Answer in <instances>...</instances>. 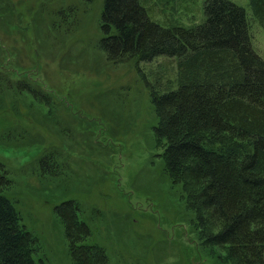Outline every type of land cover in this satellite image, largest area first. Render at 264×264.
Instances as JSON below:
<instances>
[{
  "label": "rangeland",
  "instance_id": "obj_1",
  "mask_svg": "<svg viewBox=\"0 0 264 264\" xmlns=\"http://www.w3.org/2000/svg\"><path fill=\"white\" fill-rule=\"evenodd\" d=\"M104 1L0 0L4 192L35 238L37 264H76L56 211L67 200L109 264H217L193 247V209L156 155L150 84L173 88L177 60L100 49ZM204 1L145 0L160 24L186 27L203 19ZM234 1L250 14L249 0ZM251 31L264 58V28Z\"/></svg>",
  "mask_w": 264,
  "mask_h": 264
},
{
  "label": "trees",
  "instance_id": "obj_2",
  "mask_svg": "<svg viewBox=\"0 0 264 264\" xmlns=\"http://www.w3.org/2000/svg\"><path fill=\"white\" fill-rule=\"evenodd\" d=\"M203 9L192 27L166 26L145 0H105L98 45L139 62L176 58V85L150 84V93L156 155L193 209V247L217 264H264V58L251 31L253 22L264 28V0H249L250 14L234 0H205ZM10 182L0 161V264H37L35 238L4 192ZM77 210L73 200L56 206L73 260L109 264L102 246L86 242L91 229Z\"/></svg>",
  "mask_w": 264,
  "mask_h": 264
}]
</instances>
